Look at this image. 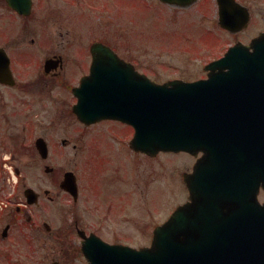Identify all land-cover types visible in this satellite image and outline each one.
Here are the masks:
<instances>
[{
    "label": "water",
    "instance_id": "obj_1",
    "mask_svg": "<svg viewBox=\"0 0 264 264\" xmlns=\"http://www.w3.org/2000/svg\"><path fill=\"white\" fill-rule=\"evenodd\" d=\"M93 57L74 109L81 120L131 123L132 147L150 155L204 154L186 174L190 199L156 228L151 246L112 247L88 238L83 249L91 264H264V204L258 200L264 189V34L251 45L230 47L206 65L209 78L192 82L159 84L98 42ZM124 75L131 78L125 84ZM36 145L46 158L44 139ZM65 176L61 186L76 195L75 176ZM27 195L35 201L32 189Z\"/></svg>",
    "mask_w": 264,
    "mask_h": 264
},
{
    "label": "rangeland",
    "instance_id": "obj_2",
    "mask_svg": "<svg viewBox=\"0 0 264 264\" xmlns=\"http://www.w3.org/2000/svg\"><path fill=\"white\" fill-rule=\"evenodd\" d=\"M66 2L67 0H54L56 7L71 10V20L68 22V29L72 32L70 38L80 37L83 27L86 26L90 40L94 37H110L117 41L126 56L141 67L142 72L159 82L171 78H203L207 75L204 66L213 58L223 55L235 42L231 33L210 31L212 22L209 18L177 17L171 6H163L157 0H82L80 6L75 3L66 5ZM59 31L56 27V36L60 40ZM59 95L55 92L51 97L47 94H33L30 98L34 140L39 135H47L53 145L46 163L61 169H72L81 176L94 177L90 181L87 178L83 180L87 188L83 195L85 200L86 197H92L91 194L95 195V190L92 189L95 182L100 189L97 196L111 199L115 206H123L115 215L105 216L103 219V214L99 216L107 233L114 230H121L122 233L126 231L125 234L130 233L129 236L132 235L133 238L125 235L121 237L135 246L146 245L151 240L152 229L166 221L187 199V192L180 181V170L184 168L188 157L167 152L151 159L146 155L141 156L130 147L133 136L131 127L114 122L101 123L84 132L90 135L97 132L95 143L102 152L98 156H108L107 163L103 162L108 166L100 167L90 174L89 169H81L82 159L75 153V149L61 144L63 137L75 136L84 127L79 123L57 120ZM23 122L24 119H18L11 123V132L22 134ZM2 125L4 134L8 125L3 122ZM15 153L17 156L13 164L26 173L24 176L28 184L42 192L43 189L50 188L54 198L46 206L47 211L43 206L40 208L38 226L40 225L42 239L31 241L28 259L24 261L26 264H51L54 260L62 264H82V258L73 254L70 240L63 236L64 232L69 231L67 205L70 197L62 191L59 183L56 185L48 180V174L44 172V162L37 152L34 157ZM17 157L21 158L20 162ZM95 164L101 165L102 160L98 163L95 161ZM14 165L6 163L0 168L5 176L12 178L17 175ZM62 172L58 171L56 175ZM10 197V190L2 195L7 209L12 205L8 200ZM260 200H264V192H261ZM97 213L89 212L88 221L97 220ZM44 221L52 224L53 236H49L44 229ZM26 231H30V228Z\"/></svg>",
    "mask_w": 264,
    "mask_h": 264
},
{
    "label": "flooded vegetation",
    "instance_id": "obj_3",
    "mask_svg": "<svg viewBox=\"0 0 264 264\" xmlns=\"http://www.w3.org/2000/svg\"><path fill=\"white\" fill-rule=\"evenodd\" d=\"M157 1L163 6H171L173 14L177 17L209 18L212 22L210 31L231 33L235 42L250 43L256 36L264 32V0ZM70 3L80 6L82 0H67L66 5ZM69 13H71L69 8L56 7L54 0H0V166L6 163L14 165V159L17 156L15 152L31 157H34L37 152L36 139L34 140L32 132L34 124L31 119L32 114H30L32 108L30 98L33 94L43 96L47 94L48 97H51L54 92L60 94L57 97L60 103L57 120L72 124L79 123L84 127L83 131L75 136L63 137L61 144L66 148L72 146L75 149V153L82 159L81 169H89L90 174L100 167H107L108 165L103 162L108 160V156H103V154L101 157L98 156L101 150L95 143L97 132L90 135L84 131H88L89 128L98 124L109 122L131 127L122 120L115 119L86 124L74 112V106L79 102L78 89L82 86L84 79L92 73V45L95 42H102L110 46L116 55L132 62L138 73L141 71V67L134 63L132 58L126 56L117 41L110 37H94L90 40V37L87 36V26L83 27L80 37L70 38L72 32L68 29V22L71 20ZM84 23L86 25V20ZM55 26L60 30V40L56 36ZM135 78L136 86L138 80ZM18 119H24L22 134L21 132H11L10 124ZM2 122L8 125L4 134ZM38 137L46 140L50 155L53 149L50 138H47V135ZM179 154L188 157L184 168L180 170V181L185 188L184 175L186 172H193L201 154L196 156L186 152ZM17 158L20 162L21 158ZM100 159L102 164H95V161L98 163ZM29 163L33 164L31 161ZM43 166L45 172L47 164H43ZM32 167L36 169L35 166ZM14 168L17 175L13 178L5 176L0 168V263L13 264L15 260V264H26L24 260L28 259L29 244L34 241L33 239H42L40 225L38 226V218L41 215L40 208L43 206L46 209V206L53 202L54 198L50 188L43 189V193L41 189L35 188L39 201L34 204L30 203L26 198V190L27 187L32 186L28 184L27 178L24 176L26 173L21 167L14 165ZM68 170L70 169L54 166L47 173L48 180L56 185L59 183L60 187V182ZM58 171L63 172L56 175ZM72 171L77 178L78 195L73 196L70 191L60 188L70 197V202L67 205L70 219L69 231L64 232L63 236L70 240V245L74 250L73 254L82 258L84 261L82 264H89L82 250L81 229L86 235L94 233L113 245L122 244L136 247L128 239L121 237V235H125L131 238L132 235L130 237L129 232V235H126V231L122 233L121 230H114L108 234L102 224L103 217L120 212L123 206H115L114 202L111 203V199L97 196L100 189L98 183L95 182L92 189L96 192L94 191L95 195L91 194V196L97 198L86 197L85 200L83 195L87 188L84 186L83 180L87 178L86 180L90 181L94 177L81 176L74 170ZM8 190L11 195L8 200L12 205L7 209L4 206L5 200H2V195ZM185 191L187 192V189ZM101 193H103L102 190ZM187 193L189 196V192ZM132 202L134 203V200ZM91 211H97L98 217L103 214L102 219L99 217L97 220L88 221L87 214ZM92 213L96 214V212ZM46 223L48 222H43L44 229L49 236H53V226L51 224L47 226ZM28 228L30 231H26ZM140 246L137 245V247Z\"/></svg>",
    "mask_w": 264,
    "mask_h": 264
}]
</instances>
